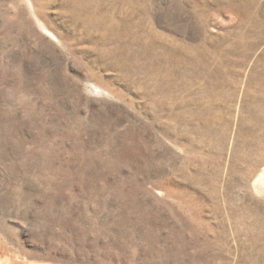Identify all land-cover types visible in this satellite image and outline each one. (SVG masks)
<instances>
[{
    "label": "rangeland",
    "instance_id": "374dc122",
    "mask_svg": "<svg viewBox=\"0 0 264 264\" xmlns=\"http://www.w3.org/2000/svg\"><path fill=\"white\" fill-rule=\"evenodd\" d=\"M263 173L264 0H0V264H264Z\"/></svg>",
    "mask_w": 264,
    "mask_h": 264
},
{
    "label": "bare ground",
    "instance_id": "6f19581e",
    "mask_svg": "<svg viewBox=\"0 0 264 264\" xmlns=\"http://www.w3.org/2000/svg\"><path fill=\"white\" fill-rule=\"evenodd\" d=\"M261 177H264V173L261 175ZM14 260V259H13Z\"/></svg>",
    "mask_w": 264,
    "mask_h": 264
}]
</instances>
